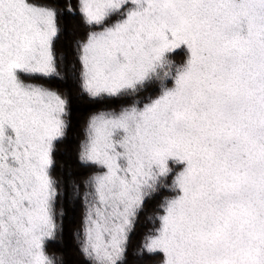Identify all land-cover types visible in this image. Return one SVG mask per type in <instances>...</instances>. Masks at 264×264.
Segmentation results:
<instances>
[{"label": "snow or ice", "instance_id": "6c2138e0", "mask_svg": "<svg viewBox=\"0 0 264 264\" xmlns=\"http://www.w3.org/2000/svg\"><path fill=\"white\" fill-rule=\"evenodd\" d=\"M0 264H264V0H0Z\"/></svg>", "mask_w": 264, "mask_h": 264}]
</instances>
